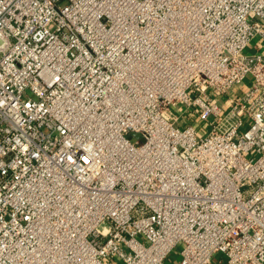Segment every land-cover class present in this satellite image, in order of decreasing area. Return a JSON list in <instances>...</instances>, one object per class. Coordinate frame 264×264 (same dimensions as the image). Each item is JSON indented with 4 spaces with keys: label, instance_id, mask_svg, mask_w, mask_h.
<instances>
[{
    "label": "built area",
    "instance_id": "built-area-1",
    "mask_svg": "<svg viewBox=\"0 0 264 264\" xmlns=\"http://www.w3.org/2000/svg\"><path fill=\"white\" fill-rule=\"evenodd\" d=\"M257 37L264 0H0V264H264Z\"/></svg>",
    "mask_w": 264,
    "mask_h": 264
},
{
    "label": "rangeland",
    "instance_id": "rangeland-1",
    "mask_svg": "<svg viewBox=\"0 0 264 264\" xmlns=\"http://www.w3.org/2000/svg\"><path fill=\"white\" fill-rule=\"evenodd\" d=\"M255 42L259 45H263V41L260 38H256ZM182 248V243H180L171 253L170 257L166 260L167 264H177L180 258V251Z\"/></svg>",
    "mask_w": 264,
    "mask_h": 264
},
{
    "label": "crops",
    "instance_id": "crops-1",
    "mask_svg": "<svg viewBox=\"0 0 264 264\" xmlns=\"http://www.w3.org/2000/svg\"><path fill=\"white\" fill-rule=\"evenodd\" d=\"M249 85V80H246L244 83L238 85L236 88H234L230 94L232 95H236L239 92H241L242 90L246 89L247 86Z\"/></svg>",
    "mask_w": 264,
    "mask_h": 264
}]
</instances>
